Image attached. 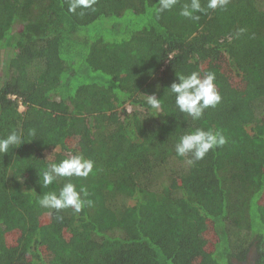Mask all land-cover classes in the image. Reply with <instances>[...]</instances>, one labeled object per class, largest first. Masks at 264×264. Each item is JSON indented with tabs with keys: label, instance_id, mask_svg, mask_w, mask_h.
<instances>
[{
	"label": "trees",
	"instance_id": "1",
	"mask_svg": "<svg viewBox=\"0 0 264 264\" xmlns=\"http://www.w3.org/2000/svg\"><path fill=\"white\" fill-rule=\"evenodd\" d=\"M186 2L157 15L159 0L76 13L69 0H0V138L23 139L0 153V264H264V0L198 21L180 16ZM193 71L215 72L221 96L199 120L167 90ZM196 128L226 143L189 165L175 144ZM77 153L93 162L87 177L42 185ZM69 181L91 205L40 206Z\"/></svg>",
	"mask_w": 264,
	"mask_h": 264
},
{
	"label": "clouds",
	"instance_id": "2",
	"mask_svg": "<svg viewBox=\"0 0 264 264\" xmlns=\"http://www.w3.org/2000/svg\"><path fill=\"white\" fill-rule=\"evenodd\" d=\"M96 0H69L68 11L76 13L77 9L93 8ZM228 0H207L206 6H203L201 0H189L182 5L180 16L193 21L200 19L199 14H206L209 10L224 8ZM178 0H159V6L156 9L157 15L173 9ZM79 14L83 15V11ZM177 80L171 83L167 89L175 97V105L181 113L186 114L193 120H199L204 111L210 107H215L221 101V96L217 91L215 72L209 71L201 75L198 71L190 74H177ZM147 104L151 109L159 110L161 99L156 95H147ZM29 136H35V130L30 129ZM23 143L22 135L16 131H11L6 137L0 138V153L9 152L10 148L18 147ZM226 143L225 136L219 130H204L196 128L185 132L180 136L175 144V152L180 157L190 156L186 163L194 164L202 160L206 154L217 147ZM93 170V162L87 159L83 154H72L59 163H51L40 174L42 185L47 187L58 177H87ZM88 193L83 187L77 190V187L71 181L65 183L58 191H49L43 193L39 198V204L47 209H66L71 208L79 213L85 204L91 205V200L82 199V195Z\"/></svg>",
	"mask_w": 264,
	"mask_h": 264
},
{
	"label": "rangeland",
	"instance_id": "3",
	"mask_svg": "<svg viewBox=\"0 0 264 264\" xmlns=\"http://www.w3.org/2000/svg\"><path fill=\"white\" fill-rule=\"evenodd\" d=\"M106 20H112V19H106ZM118 21H122L121 23H123L125 26H127L128 25V22L124 19V18H119L118 19ZM110 21H105L104 22V24L101 26V30L102 29H105L106 28V24L107 23H109ZM99 23H101V21H98L97 23H95V24H97V26H99L100 27V24ZM94 24V25H95ZM94 25H91V26H93L94 27ZM135 25H137V24H135ZM133 108V106L132 105H130L129 107H128V109L129 110H131ZM9 222L10 224L8 225V227H9V229L11 230V229H13L14 228V225H13V220H10V219H6V222ZM214 228H213V226H212V224L211 223H209L208 222V226H207V230H205V237H206V239H207V242H209L210 244L211 243H215L217 240H218V236H217V234L215 233V231L213 230ZM14 232L15 231H13L12 233L14 234ZM210 248H212V246H210Z\"/></svg>",
	"mask_w": 264,
	"mask_h": 264
},
{
	"label": "built area",
	"instance_id": "4",
	"mask_svg": "<svg viewBox=\"0 0 264 264\" xmlns=\"http://www.w3.org/2000/svg\"><path fill=\"white\" fill-rule=\"evenodd\" d=\"M20 103H22V101Z\"/></svg>",
	"mask_w": 264,
	"mask_h": 264
}]
</instances>
